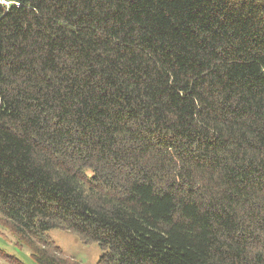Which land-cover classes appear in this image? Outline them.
<instances>
[{"label": "trees", "instance_id": "16d2710c", "mask_svg": "<svg viewBox=\"0 0 264 264\" xmlns=\"http://www.w3.org/2000/svg\"><path fill=\"white\" fill-rule=\"evenodd\" d=\"M0 226L36 264H83L53 230L264 264V0H0Z\"/></svg>", "mask_w": 264, "mask_h": 264}, {"label": "rangeland", "instance_id": "374dc122", "mask_svg": "<svg viewBox=\"0 0 264 264\" xmlns=\"http://www.w3.org/2000/svg\"><path fill=\"white\" fill-rule=\"evenodd\" d=\"M49 234L68 256L81 261L83 264H96L102 255L99 245H84L68 232L53 230ZM0 248L11 255H15L24 264H36L29 249L25 246L18 247L12 234L1 226Z\"/></svg>", "mask_w": 264, "mask_h": 264}]
</instances>
